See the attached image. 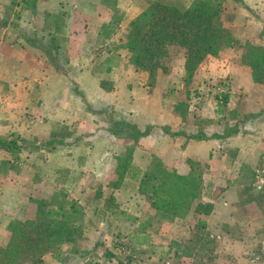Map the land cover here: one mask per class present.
Instances as JSON below:
<instances>
[{
	"label": "rangeland",
	"instance_id": "obj_1",
	"mask_svg": "<svg viewBox=\"0 0 264 264\" xmlns=\"http://www.w3.org/2000/svg\"><path fill=\"white\" fill-rule=\"evenodd\" d=\"M43 1L41 9L34 12L35 0H0V37L14 39L13 32L18 31L21 40L36 47L26 38L29 32L39 35L41 28L47 37L45 48L51 50V57L44 54L47 61L37 76L41 82L35 81V85L24 74L21 82L14 84L25 90L16 93L18 99L6 94L14 89L5 82L7 76L0 74V136L25 140L18 158L0 152V247L9 242L16 219L33 218L40 209L64 207L60 222L69 223L70 239L46 252L42 264H264V154L253 167L247 165L249 170L243 169V174L239 168L245 164L230 166L225 182L230 190L222 197L233 204L220 202L216 212L212 200H205L201 191V196L177 216L155 215L132 176L137 169L132 157L131 170L118 182L120 158L140 139L137 132L148 133L151 126L139 129L131 113L112 104L94 103L88 94L92 85L86 78L90 76L82 75L81 83L75 78L87 63L90 65V55L100 53L98 47L117 49L126 32L124 13L130 6L138 8L144 0ZM161 1L187 6L192 0ZM96 4L111 19L92 32L88 21ZM72 9L75 14H71ZM42 10L47 12L44 27H40L42 14L37 15ZM263 13V8H249L243 1L221 0L218 23L230 31L232 44L200 63L210 60L208 65H215L213 62L219 60L245 64L246 43L264 46ZM32 16L34 28L26 22L32 21ZM181 55L182 49H177L168 70L158 71L154 82L158 75L174 76L170 85L177 86L176 79L183 75ZM101 59L87 68L93 75H104L109 66ZM5 70V66L0 67V73ZM136 72L148 76L142 70ZM200 75L197 67L188 87L176 90L172 97L186 132L194 134L196 127L213 125L216 119L205 118L202 107L217 108V124L223 127L230 124L229 120L246 119L248 115L234 109L236 104H228L223 98L231 85L227 77L214 82L208 78L197 92ZM30 84L35 86L28 88ZM203 91L210 93L208 103L202 98ZM16 102L20 105L15 106ZM4 161L7 163L1 164ZM162 165L166 173L174 172ZM148 168L157 174L161 167L154 162ZM193 168L199 176L209 171V163L194 164ZM224 189L219 187L216 197ZM144 240L147 243L143 247L135 245Z\"/></svg>",
	"mask_w": 264,
	"mask_h": 264
},
{
	"label": "crops",
	"instance_id": "obj_2",
	"mask_svg": "<svg viewBox=\"0 0 264 264\" xmlns=\"http://www.w3.org/2000/svg\"><path fill=\"white\" fill-rule=\"evenodd\" d=\"M242 1L245 5H249V8L257 7L259 10L261 8L264 10V0ZM42 2L44 1L35 0L32 10L35 12L36 9H41ZM59 2H56V6ZM99 2L98 0L97 3ZM129 2L132 3L133 0ZM255 2L258 4L256 5ZM99 6L100 4H96L95 10L90 11L88 23L92 32L100 30L111 19L110 16L103 14L104 12L100 10ZM138 10L136 9V11ZM75 12L72 9L71 14H75ZM136 13L135 7L130 6L124 13L122 23L127 24ZM39 14H42L40 27H44L47 12L42 10L37 15ZM260 17L264 19V13ZM31 18L32 21L26 22H30L31 28H34L35 17ZM93 25L96 27L95 29H92ZM86 30H89V26ZM38 32L39 35L29 32V37L45 42L47 37L43 36L41 28L38 29ZM13 34L14 39L0 37V67H6L5 73L1 72L0 74L7 76L5 82L14 89L13 93L9 89L10 93L6 94L18 99L16 93L23 91L24 87L14 84L20 83L24 74L29 75L32 83L41 82L37 76L41 75V64L45 63L47 59L44 52L38 47L28 44L24 39L21 40L18 37V31H14ZM107 43H104V47ZM97 49L100 53L90 55V65L86 64L83 72L78 78H75V81L81 83L82 75L90 76L86 78L92 85L88 94L94 103H99L102 106L112 104L120 110L131 113V119L137 123L139 129H143L146 125L151 126L150 131L140 137L132 153L133 164L138 169L134 170L135 174H133L137 184L153 158L160 159L165 167L182 176L192 174L194 164L209 163V171H204L202 174L203 198L212 200L215 212L220 202L224 205L233 204L232 201L228 202L225 197H222L230 190L228 189L229 184H225L229 178L226 174L228 175L230 166L245 164L253 167L258 158L264 154V86L260 87L254 83L250 67L242 63L226 64L219 60L213 62L217 63L215 65H208L210 60L200 63L198 71L201 75L199 80H196V91L199 92L204 87V81L208 78L214 82L227 77L231 85L226 90L224 99L228 104H236L234 109H239L242 114L248 116L244 120H229L230 124L226 123L223 127L217 124L218 116L215 111L217 108L208 110L206 107H202L201 112L205 114V118L216 120H213V125L196 127L192 130V133L193 131L196 133L189 134L185 131H188V128L184 126L183 118L175 110L172 98L176 90L179 92V90H185L188 87L182 65L183 75L176 79L177 86L170 85L171 82H174V76L158 75L156 82L150 83L146 74L136 72L134 65L129 61L128 52L124 49L111 47L109 49L98 47ZM99 57H102L101 61H107L110 64L105 68V74L98 76L93 75L87 68L96 63ZM123 70L125 74H123ZM35 85L30 84L28 88ZM42 85L41 89L45 90V84ZM186 92L188 93V90ZM201 94L204 95L202 98L206 99L208 103L210 93L203 91ZM213 98L215 99L214 96ZM14 105L19 106L20 102H16ZM241 168L239 171L243 174ZM219 187L226 189L219 197H216V190ZM150 209L159 216V211L154 208ZM165 221L167 223L168 220ZM6 240L7 237L4 242ZM145 243L147 240L139 241L135 245L143 247L142 244ZM166 251L170 252V249L168 248Z\"/></svg>",
	"mask_w": 264,
	"mask_h": 264
},
{
	"label": "trees",
	"instance_id": "obj_3",
	"mask_svg": "<svg viewBox=\"0 0 264 264\" xmlns=\"http://www.w3.org/2000/svg\"><path fill=\"white\" fill-rule=\"evenodd\" d=\"M136 9L137 13L127 22L126 32L116 47L127 50L130 63L146 72L150 83L154 82L158 71L168 70V63L177 49H182L184 76L188 82L206 56H215L232 44L230 31L218 23L221 0H192L187 6L172 1L144 0ZM26 40L51 57V50L45 48L43 41L29 37ZM244 47V62L251 69L252 80L256 85L264 84V46L246 43ZM146 134L147 131L137 132L136 136ZM24 142V139L0 136V152L18 158L25 148ZM135 143L137 140L120 158L118 182L131 170ZM154 162L161 167L159 172L155 174L148 168L139 179L138 190L147 196L155 210L175 217L183 207L201 196L202 175L166 173L160 159L153 158L151 163ZM246 167L244 165L241 170H249ZM63 213L64 207L40 209L33 218L16 219L11 225L9 242L0 247V264L3 260L5 264H42L46 252L70 239L69 223L60 222Z\"/></svg>",
	"mask_w": 264,
	"mask_h": 264
}]
</instances>
